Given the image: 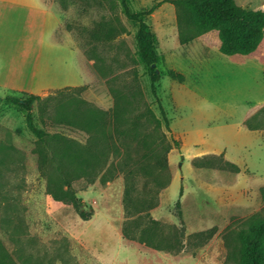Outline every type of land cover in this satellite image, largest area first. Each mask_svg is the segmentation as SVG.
I'll use <instances>...</instances> for the list:
<instances>
[{"label": "rangeland", "instance_id": "obj_1", "mask_svg": "<svg viewBox=\"0 0 264 264\" xmlns=\"http://www.w3.org/2000/svg\"><path fill=\"white\" fill-rule=\"evenodd\" d=\"M47 1L70 34L60 29L59 40L67 44L57 56L48 55L46 36L24 24L25 12L0 19V264H243V232L264 220V130L245 123L251 111L252 124L264 127V112L259 120L254 110L264 104L262 58L224 55L196 29H180L174 5H160L147 22L157 36L156 87L168 128L139 58L138 25L122 0ZM160 1L127 4L138 13ZM236 2L264 10V0ZM38 68L42 80L57 71L84 88L64 95L35 88L43 99L31 113L47 143L28 127L27 96L9 86L15 80L29 87ZM172 70L185 79L171 78ZM80 109L94 113L91 132L63 120ZM125 144L166 156L170 183L150 215L164 225V241L157 242H180L181 250H158L124 236ZM52 180L63 192L71 183L93 212L90 220L50 194Z\"/></svg>", "mask_w": 264, "mask_h": 264}, {"label": "trees", "instance_id": "obj_2", "mask_svg": "<svg viewBox=\"0 0 264 264\" xmlns=\"http://www.w3.org/2000/svg\"><path fill=\"white\" fill-rule=\"evenodd\" d=\"M124 10L128 19L138 25L137 44L139 58L148 67L150 81L152 85V95L158 102L162 116L169 128V120L162 106V101L158 96L156 85L161 79L156 70V63L159 60L157 36L147 22V17L160 5L170 3L177 9V19L180 29L185 27L194 28L201 35L207 37L210 45L216 47L221 53L227 56H259L264 62V10H247L242 8L236 0H161L149 11L133 13L127 0H122ZM169 75L173 79L183 81L185 76L175 71H170ZM83 87H66L55 90L59 95L74 91L79 94ZM26 95L25 105L27 110V123L29 129L40 139H44L45 132L34 124L31 113L32 104L43 99L41 95L20 91ZM53 93L46 98H50ZM253 110V108L251 109ZM255 116L261 120L264 112V104L254 107ZM251 112V111H250ZM248 113V115L250 114ZM253 112V111H252ZM255 112V111H254ZM93 111L80 109L75 112L73 120L64 115L68 125H76L78 128L91 132L94 128ZM246 116L245 123L251 131H262L264 127L253 125ZM254 116V118H255ZM134 155V156H133ZM125 175V195L124 206L126 211V222L124 226V236L128 239L145 242L158 250L179 251L182 249L180 242L175 247H164L159 242L164 241L161 229L164 227L159 221L153 219L150 211L158 206L159 195L170 183L169 165L166 156H159L153 152L145 154L137 153L128 144H125V154L120 162ZM58 178L65 181L66 175L62 167L57 168ZM94 179H91L93 183ZM67 191L63 192L56 188L53 180L49 185V192L56 200L69 201L76 209L83 220H90L92 211L85 209L82 198H78L71 188V183L67 181ZM183 189L181 190V196ZM176 207L178 214L182 216L181 202L178 201ZM132 220L129 221V219ZM146 225L144 226V223ZM176 234L177 227H174ZM182 233V232H181ZM244 252L243 264H264V220L255 221L243 232ZM159 241V242H157Z\"/></svg>", "mask_w": 264, "mask_h": 264}, {"label": "crops", "instance_id": "obj_3", "mask_svg": "<svg viewBox=\"0 0 264 264\" xmlns=\"http://www.w3.org/2000/svg\"><path fill=\"white\" fill-rule=\"evenodd\" d=\"M2 3V9L0 10V19L10 14V12L16 11V14L21 13L22 11L26 13V22L24 24H32V28L37 29L39 37L46 36L51 44L50 49L48 50V55L53 57V54L62 50L60 47L63 44H67V41L59 40L60 29H63L64 36L67 38V35L70 36L69 32L64 29V24L62 22V17L59 14L58 8L47 0H26L27 2L20 1H10V0H0ZM8 17V16H7ZM70 49H72L70 47ZM76 52H79L82 55V51L79 49H72ZM56 54V56H57ZM40 55L38 57V61ZM62 73L57 71H50L44 74V78H39L40 72L39 68L34 72V79L26 87L22 84V81L12 80L9 85L12 89L27 93L35 94L37 91L35 88L40 87V91L43 94L49 93L51 91L63 89L66 87H78L73 83H67L61 77ZM12 78L20 79V74L12 73ZM39 78V79H38ZM80 87V86H79ZM262 105V104H260ZM258 106V105H256ZM255 107V106H254ZM164 257V256H163ZM164 260H166L164 258ZM167 262H164L166 264ZM162 264V263H161Z\"/></svg>", "mask_w": 264, "mask_h": 264}]
</instances>
